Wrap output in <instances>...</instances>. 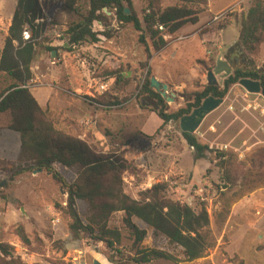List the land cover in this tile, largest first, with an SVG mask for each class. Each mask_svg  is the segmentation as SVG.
<instances>
[{
    "label": "trees",
    "instance_id": "1",
    "mask_svg": "<svg viewBox=\"0 0 264 264\" xmlns=\"http://www.w3.org/2000/svg\"><path fill=\"white\" fill-rule=\"evenodd\" d=\"M164 1L144 0L140 13H137L133 0H89L87 11L82 13L76 8L77 0H66L68 13L76 14L75 19L67 24L68 45L96 44L100 42V37L111 39L114 37V24L118 28L132 26L139 34V43L151 57L166 48L168 41L165 37L174 38L187 24H197L209 4V0H169L175 4L164 7ZM105 8L112 13V18L106 15ZM126 9L131 11L129 15L125 14ZM237 17L240 18L241 27L236 47L243 54L240 58L234 54L227 57L234 71L222 86L197 84V91L186 101V107L173 113L169 112V106L162 96L151 87V74L148 73L137 94L139 107L154 112L162 120L163 124L156 135L172 125L192 150L195 164L207 154H215L211 162L216 160L215 166L222 173L220 183H212L216 191H220L223 202V209L218 214L220 224L224 223L230 208L239 198L264 186V147L256 149L248 161L240 162L234 155L224 152L222 148H213L197 135L182 133L179 123L184 116L200 107L206 98L225 99L243 79L258 81L264 89V64L259 62L264 44V0L252 1L249 8ZM100 23L103 32H95L94 25ZM47 27L40 0H18L0 61V75L10 83L0 94V116L7 121L4 129L20 135L21 146L13 177L36 170L48 173L68 196L67 205L56 204L55 210L69 218L71 235L78 240L105 243L111 250L123 246L127 235L132 242L129 248L133 254L131 261L135 264L157 260L175 264L191 263L206 257V253L214 247V240L211 217L205 203L193 205L188 199H174L170 194L172 180L154 184L141 191L137 199L132 198L126 193L124 177L128 173L134 174L135 163L122 154L103 153L90 145L88 140H81L79 133L71 130L72 126L77 125L76 121L65 116V113L43 109L32 95L29 87L34 78L32 64ZM25 30L32 32L29 41L24 40ZM63 49L70 51L69 48ZM47 50L49 56L52 51H57L55 48ZM214 65L215 61L211 59L208 65L205 64L206 71ZM94 79L101 80L99 75ZM108 79L113 82L107 93H98L97 86L93 85L94 101L106 106H117L128 101L127 97H119L116 91L123 92L132 80L117 70L109 73ZM61 120L67 126L62 127ZM56 165L76 172L72 184L56 170ZM211 172V169L207 170L204 181L209 180ZM181 193L184 196L186 192ZM230 193L234 194L233 198H230ZM78 202L87 207L86 219L79 214ZM119 213L122 214L121 227H115L111 221ZM135 220L144 223L155 235L164 237L170 246L180 248L183 258L166 250L147 248L145 241L148 232L141 229ZM15 233L24 247L33 245L24 226H18ZM0 264L27 263L16 255L14 247L0 242Z\"/></svg>",
    "mask_w": 264,
    "mask_h": 264
},
{
    "label": "rangeland",
    "instance_id": "2",
    "mask_svg": "<svg viewBox=\"0 0 264 264\" xmlns=\"http://www.w3.org/2000/svg\"><path fill=\"white\" fill-rule=\"evenodd\" d=\"M40 1L44 12V21L48 24L46 34L40 39L42 43L40 50L46 53L44 61L49 62L51 56H49L46 47L57 35L65 34L66 24L74 20L76 14L68 13L65 8L66 0ZM252 1L254 0H249L246 3L247 6H250ZM134 3V8L139 13L138 11L143 7L144 2L141 5L142 0H134ZM173 4L175 3L172 1H164V7ZM218 4L215 5V11L221 8ZM88 5L89 0H77L76 8L85 13ZM245 11L230 10L224 19L215 22L216 27L212 28L211 25L207 24L202 29L200 36L213 32L215 28H221L232 20H237V15L239 16ZM106 15L112 18L110 11H107ZM218 15L220 14L215 13V16ZM98 25L101 27L100 24L94 25V29L97 31L99 30ZM113 28L114 37L111 38L113 46L109 48L105 42L106 44L99 45L97 50L100 55L114 57L118 65L116 69H111V72L101 71L99 74L95 73V76L99 75L101 80L108 81L109 73L116 70L124 73L128 79L132 80V83L123 92L116 91V94L119 97L132 99V102L125 107L102 111L105 116L102 127L106 138H97L89 134L88 142L103 153L122 154L135 163L134 174L128 173L124 177L126 193L132 198L137 199L141 191L152 187L154 184L176 179L171 184L172 188L170 189V194L174 199H188L189 203L193 205L205 203L211 217V233L214 240V247L206 253V255L210 254V251H213L220 244L223 229V223L220 224L218 216L223 209L222 198L220 191H216V188L210 183L218 181V171L215 170L214 172L213 170L209 180H207L208 182H203V177L209 169L206 167L210 163V156L207 154L199 169H196L194 178L189 168L186 169V167L191 168L193 163L192 155L188 150L182 153L181 159L179 158L180 161L175 157L168 164L167 152L171 150L168 147L172 146V150L173 147L175 150L176 147L184 150V146L188 147V145L181 133L172 125H168L156 139L155 135L160 129L162 120L154 112L140 108L137 103L138 91L143 85V79L147 77H144L142 72L148 70L152 76L155 69L153 63L155 53L151 57L148 56L145 48L139 43V34L132 26L118 28V25L114 24ZM233 32L235 33L233 35H237L235 29H231L229 34ZM165 39L168 42L174 40L170 36L165 37ZM236 52L235 55L242 57L239 51ZM84 53L86 52H83L82 56L88 59L90 65H92L93 60L99 62L98 59H94L91 53H89L90 59ZM261 59H264V54ZM52 67L59 68L60 64ZM172 69L174 72L180 73L178 66H174ZM183 75L186 76V73ZM2 78L0 76V94L10 84L9 81ZM197 84L201 85L200 81L193 79L187 88L179 92L170 90V93L176 96L174 103H167L170 113L186 107V101L197 91L195 88ZM35 85L38 86L39 84ZM45 91L46 88L41 87L36 89L34 93L37 95L44 94ZM244 94H247L246 91L239 84L235 85L224 99L223 106L209 115L200 128L203 140L211 143L213 148L222 147L224 152H228L236 158L238 152L243 148L242 138L250 137L258 127V119H262L261 116H256L253 107L250 105L255 103L257 98L260 100L263 98L251 94L246 97ZM244 107L248 108V111L243 112L242 108ZM57 113L63 112L57 111ZM65 116L67 115L65 114ZM6 125V118L0 116V242H6L14 247L16 255L20 256L27 264H94L95 260L101 264H135L131 261L133 254L130 253L129 248L132 242L129 241L127 235H125L123 246L114 250L109 249L105 243H93L88 239L78 240L71 235L69 218L55 210L56 204L67 205L68 196L48 173L34 174V171H31L13 177L14 164L20 152V135L4 129ZM60 125L65 127L67 123L64 124V121L61 120ZM71 130L75 133L81 132L76 126H72ZM160 137L162 139L159 141ZM158 142H160L159 145ZM212 155L214 156V154ZM55 168L68 183L74 182L76 178L74 170H67L58 165ZM188 183L189 189L182 196L181 189L184 190V185ZM229 195L230 198L234 196L233 193ZM77 209L80 216L86 219V205L78 202ZM121 219L122 214L119 213L113 217L111 224L115 227H121ZM135 221L141 229L148 232L145 241L147 248L166 250L179 258H183L180 248L170 246L164 237L155 235L153 230L141 221ZM20 225L26 228L34 242L30 248L24 247L15 233V229ZM35 248L38 250L35 251ZM244 249V257L249 260L252 257L249 245H246ZM197 262L200 261H195V263ZM148 264L175 263L157 260ZM233 264H242V261L235 259Z\"/></svg>",
    "mask_w": 264,
    "mask_h": 264
},
{
    "label": "crops",
    "instance_id": "3",
    "mask_svg": "<svg viewBox=\"0 0 264 264\" xmlns=\"http://www.w3.org/2000/svg\"><path fill=\"white\" fill-rule=\"evenodd\" d=\"M241 1L242 0H209L208 8L200 16L197 24H187L184 26L175 35L173 38L174 40L168 42L166 48L159 53H155L153 59L155 69L152 77L167 84L170 90L175 92L187 88L193 79L200 81L201 85H205L206 82L208 83V71L205 69V64L208 65V62L211 59L216 62L220 55L227 58L230 54L235 55L237 53L236 42L240 33V18L238 17L237 20H232L227 23L223 29L219 30L215 28V31L213 30V32L207 33L203 36H200V33L207 24L211 25L210 27L212 28L217 26V24L212 21L215 13L222 14L237 6ZM248 1L249 0H245L243 6L240 7L239 10H247L249 8L246 4ZM17 2L18 0H0V61L5 46V40L12 25ZM143 2L144 0H142L141 5ZM216 4L221 7L218 11H215ZM140 11L138 12L140 13ZM98 29V31L95 29L94 31L103 32L102 26L100 27L98 25ZM231 29H235L237 35H233L235 34L234 32L229 34ZM66 31L67 27L64 33ZM105 42L109 48L113 46L111 39L100 37V42L96 44H86L80 51L81 55L83 52L88 53V55L91 53L94 59H98L99 62L96 60L92 61L91 67L90 64L89 66L82 65L80 60L75 58L70 51L64 50L63 48L67 49V46L63 44L60 35H57L56 38L48 44L46 50L49 47L57 49L56 57L60 61V67L49 66L51 60L49 62H46V60L44 61L46 53L41 52L40 48H38L36 60L32 64L34 78L29 85L32 95L43 109L48 108L55 112H63L69 118L76 121V127L81 130V132H79V138L81 140H88L89 134L92 136L94 135L97 138H106L102 127L105 122L104 113L100 110H96L87 101L88 95L92 92L93 85L95 84L97 86V80L94 79L95 73L101 71L111 72V69H116L118 65L114 57L100 55L97 50L99 45L103 46L106 44ZM241 54H243L242 51ZM263 54L264 44L261 47L259 55V62L261 64H264V59H261ZM236 57L240 58L237 55ZM174 66H178L180 73L174 72L173 69L171 70ZM184 73H186V76L183 75ZM0 76L3 77L2 79H5V76ZM35 84L39 85L36 86ZM41 87L46 88L44 94L37 95L34 93L36 89ZM244 95L248 97V93ZM256 96L261 97L260 95ZM252 105H250V107H253L256 116H261L262 119H258V127L250 137L242 138L243 148L245 149L242 148L238 152L237 159L240 162L248 161L256 149L264 147V99L260 100L257 98ZM230 109H232V107H230ZM242 111H248V108L244 107L242 108ZM92 117L96 118L92 125L86 126L81 124V122L91 119ZM195 135L201 138L203 142L212 146L211 143L203 140L200 129ZM159 136L160 134L156 135V139H158ZM162 137L159 138V141ZM159 143L160 142H158V145ZM184 147V150H182V148L178 149L177 147L176 150L175 147H173L172 150V146L168 147L171 148V150H169L170 152H167L168 164L171 163L175 157L180 161L182 153L185 150L190 152L193 159L192 150L189 146ZM209 156L210 163L206 168L209 167L212 172L213 170L214 172L215 170L218 171L219 175L217 182L212 181L210 183L211 185L212 183L218 184L220 183L222 173L215 166L216 160L214 163L211 162L213 157H215V154L214 156L209 154ZM203 160L205 159L200 160L196 164L193 161L191 168L186 167V169L189 168L192 172L194 178L196 174L195 171L197 168L199 169ZM175 180L176 179H172L171 184ZM203 182L205 183L204 177ZM187 189H189V183L184 185V190H181L185 192ZM252 234H255V236H252ZM250 237H252V239H250ZM219 243L220 244L214 248L213 251H210V254H207L203 259L198 260L200 262L184 264H233L235 263V259L242 261V264H264V259H262L264 257V248H262L264 247V186L239 198L232 205L228 217L223 223ZM246 245H249V249L252 252V257L249 260H246L243 254Z\"/></svg>",
    "mask_w": 264,
    "mask_h": 264
},
{
    "label": "water",
    "instance_id": "4",
    "mask_svg": "<svg viewBox=\"0 0 264 264\" xmlns=\"http://www.w3.org/2000/svg\"><path fill=\"white\" fill-rule=\"evenodd\" d=\"M105 12L108 10L105 8ZM130 10L126 9L125 14L129 15ZM101 25V23H100ZM236 50L240 51L239 47H236ZM57 51L52 52V58H56ZM236 56V55H235ZM233 67L228 58L223 57L222 55L218 56L215 65L211 70L207 72L208 84L209 85H220L222 86L224 80L230 77L233 74ZM239 85L251 95H260L264 99V89L261 86V83L258 81H253L250 79H243L239 82ZM151 87L162 96V98L167 103H174L176 96L170 93V88L167 84L158 81L155 77L151 78ZM225 100L221 98H216L210 96L206 98L202 105L193 110L190 115L184 116L180 123L179 127L182 133H187L189 135H195L205 119L212 114L214 111L218 110ZM41 173L40 170L34 171V174ZM94 264H101L99 261L95 260Z\"/></svg>",
    "mask_w": 264,
    "mask_h": 264
},
{
    "label": "built area",
    "instance_id": "5",
    "mask_svg": "<svg viewBox=\"0 0 264 264\" xmlns=\"http://www.w3.org/2000/svg\"><path fill=\"white\" fill-rule=\"evenodd\" d=\"M244 1L245 0H242L234 8H231V9L225 11L224 13H222V14H220L218 16H214L212 21L218 22V21L224 19L227 16V14L230 12V10L239 9L244 4ZM160 29H162V27ZM23 37H24L25 41H29L32 38V32L30 30H25L24 33H23ZM60 37L62 38L63 44H65L67 46V48L70 49V52L75 56V58L80 60L82 65L89 66L88 59L84 58L80 54V51L82 50L83 46L76 45V44L68 45L66 32H65V34H62ZM59 63H60V61H59V59L57 57L56 58H51V65L52 66H58ZM147 74H148V70H146L144 73L142 72V75L144 77H146ZM96 82H97V91H98V93L104 94V93H107V92H109L111 90L113 81L110 82V81H105V80H97ZM144 82H145V79H143L142 84H144ZM95 98H96V95L93 92H91L88 95L87 101L96 110H101V111L105 110V109H117V108L125 107V106H127L128 104H130L132 102V99H129L128 101H125L122 104L117 105V106H106V105H103V104H100V103H97L96 101H94ZM95 120H96V118L92 117L91 119H88V120H85V121L81 122V124L82 125H86V126L87 125H92Z\"/></svg>",
    "mask_w": 264,
    "mask_h": 264
}]
</instances>
